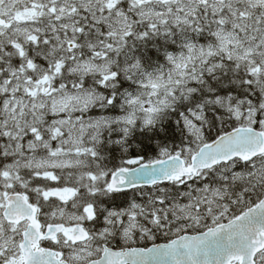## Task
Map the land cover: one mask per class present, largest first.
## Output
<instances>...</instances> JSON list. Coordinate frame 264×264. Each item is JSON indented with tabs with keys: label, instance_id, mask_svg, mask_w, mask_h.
<instances>
[{
	"label": "snow or ice",
	"instance_id": "snow-or-ice-1",
	"mask_svg": "<svg viewBox=\"0 0 264 264\" xmlns=\"http://www.w3.org/2000/svg\"><path fill=\"white\" fill-rule=\"evenodd\" d=\"M0 264H264V0H0Z\"/></svg>",
	"mask_w": 264,
	"mask_h": 264
}]
</instances>
